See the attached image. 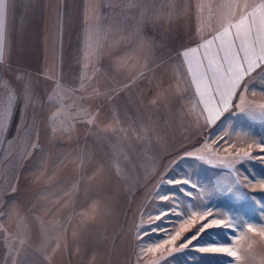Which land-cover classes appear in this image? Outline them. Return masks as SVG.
I'll list each match as a JSON object with an SVG mask.
<instances>
[{
	"label": "rangeland",
	"instance_id": "obj_1",
	"mask_svg": "<svg viewBox=\"0 0 264 264\" xmlns=\"http://www.w3.org/2000/svg\"><path fill=\"white\" fill-rule=\"evenodd\" d=\"M231 2L182 0V48L216 32ZM115 74L107 71L103 92L99 77H93L85 89L59 88L31 96L28 102L24 96L15 105L3 127L5 134H0V264H150L161 252L144 256L140 245L160 241L163 235L152 229L170 228L178 218L172 215L151 223L149 215L177 202L184 211L192 204L228 213L257 229L264 226V190L255 183L264 180V162L252 159L235 166L242 181L237 198L212 194L216 181L225 189L232 183L227 169L187 155L205 138L211 144L228 133L234 147L242 145L258 156L255 145L251 149L247 145L264 142V117L253 119L233 108L215 126L202 120L197 125L199 112L190 111L185 101L180 115L176 112L169 118L164 106L150 108L140 99L152 87H143L142 92L139 88L133 102L129 94L124 97L127 101L117 100ZM239 91L244 93L246 110L264 104V69H257L247 79V89ZM89 118L91 125L85 122ZM196 155L215 163L216 157L227 153L221 147L215 156L206 150ZM244 176L253 181L255 190ZM180 177L200 187L165 182ZM168 193L174 194V201L160 203L158 196ZM81 212L84 217L74 215ZM198 226L197 217L186 226L192 228L186 235H194ZM240 231L247 232L246 224L235 231L208 229L192 246L160 264H264V237L257 230L247 233L251 239L245 241L239 238ZM138 232L142 240L137 239ZM233 240L238 243L239 261L225 253L194 250L230 245Z\"/></svg>",
	"mask_w": 264,
	"mask_h": 264
},
{
	"label": "crops",
	"instance_id": "obj_2",
	"mask_svg": "<svg viewBox=\"0 0 264 264\" xmlns=\"http://www.w3.org/2000/svg\"><path fill=\"white\" fill-rule=\"evenodd\" d=\"M4 19L0 134L23 102L25 84L37 96L58 92L57 80L74 91L99 77L101 92L107 71L116 72L117 100L129 94L133 102L139 88L152 87L139 95L147 107L164 106L175 118L188 101L200 113L181 53L215 32L182 48V0H5Z\"/></svg>",
	"mask_w": 264,
	"mask_h": 264
},
{
	"label": "snow or ice",
	"instance_id": "obj_3",
	"mask_svg": "<svg viewBox=\"0 0 264 264\" xmlns=\"http://www.w3.org/2000/svg\"><path fill=\"white\" fill-rule=\"evenodd\" d=\"M226 7L228 11L223 16V20L212 38L204 40L195 47H189L181 53L183 58L181 67L184 69L187 77L190 78L195 96L198 98L199 105H201L200 113L197 116V125L202 120L209 127L215 126L233 108L238 110V114L246 113L253 119L257 115L264 117V104L246 110L243 106L244 93L239 91L241 88L247 89V79L257 69H264V2L253 5L249 3V0H232ZM249 8H251V11L248 10ZM4 18L5 0H0V55H2L4 43ZM2 71L3 69L0 68V72ZM60 87L62 86L59 80H57V88ZM24 95L26 102L31 100L30 84L24 85ZM9 98L13 99L11 95ZM237 98L238 102H235ZM85 122L91 125L93 118H89ZM253 144L259 150L258 156H254L250 150H244L242 145L234 147L229 134L225 133L213 139L211 144L208 143V138H205L200 147L193 149L187 155L210 166H220L227 169L228 175L233 178L232 183L225 189L221 181H216L212 188V194H235L239 198L240 192L237 186H241L242 181L240 179L241 174L235 166L252 159H260L264 162V142L253 141L247 145L248 149H251ZM213 145H216L215 149ZM37 146L36 144L33 145L34 148ZM221 147L227 155L216 157L215 163L207 160L202 155H196V153L206 150L215 156L221 150ZM233 148L234 151L229 152V149ZM243 181L252 185L253 190H255V184L247 176L243 177ZM165 182L169 185L186 184L191 188L200 187L185 177L169 179ZM255 183H258L260 189L264 190V180L256 181ZM186 195L191 197L192 194L186 193ZM158 201L160 203L173 202L174 194L159 195ZM74 215L84 217L85 213L81 212ZM172 215H175L178 219L171 222L170 228L152 229L153 232L163 235L160 241H153L147 246L140 245V252L144 256L149 253L155 255L158 251L161 252L159 258L151 261L150 264H160L161 261L167 259L169 256L184 251L192 246L193 241L197 240L201 233L214 227L235 231L242 229L246 224L247 232H239L241 240L249 241L251 238L248 237L247 233L257 230L264 237V226L257 229L256 225L241 221L228 213H219L214 209L203 207L197 208L192 204H189L188 210L184 211L180 209L178 202L171 209L160 210L154 215H149V221L156 223ZM197 217L199 219V226L195 228V234L187 236L188 232H192V228L186 226L194 224ZM63 227L64 230H67V225ZM139 227L141 225L137 226L138 229ZM137 239L142 240L139 232ZM23 243L24 241L21 240V244ZM237 248L238 243L236 240H233L230 245L213 244L197 246L194 250L210 254L225 253L229 257H233L239 261L240 256ZM140 258L142 259V257ZM12 259L15 261V257H12Z\"/></svg>",
	"mask_w": 264,
	"mask_h": 264
}]
</instances>
